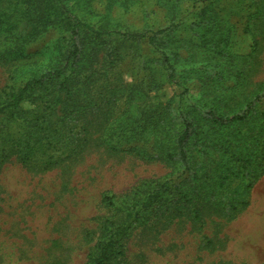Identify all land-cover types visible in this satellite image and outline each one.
<instances>
[{"label":"rangeland","instance_id":"374dc122","mask_svg":"<svg viewBox=\"0 0 264 264\" xmlns=\"http://www.w3.org/2000/svg\"><path fill=\"white\" fill-rule=\"evenodd\" d=\"M64 1L96 27H173L159 47L120 35L80 44L71 64L73 89L82 90L73 102L88 103L90 132L76 157H68L78 142L69 130L84 124L59 111L69 98L55 110L28 100L22 109L31 114L0 115V264H84L102 219L126 218L127 201L137 198L126 264H264V0ZM25 14L17 0H0V105L35 76L63 68L73 49L60 24L26 41L36 14ZM52 77L35 96L55 100ZM257 96L247 121L222 124L221 114L240 115ZM120 121L139 145L154 155L163 146L172 157L110 151L101 132ZM189 121L183 161L176 133ZM164 181L170 190L158 188ZM106 193L117 195L115 206L103 203Z\"/></svg>","mask_w":264,"mask_h":264},{"label":"trees","instance_id":"16d2710c","mask_svg":"<svg viewBox=\"0 0 264 264\" xmlns=\"http://www.w3.org/2000/svg\"><path fill=\"white\" fill-rule=\"evenodd\" d=\"M18 4H22L25 6L26 16H32L33 18V16H35L36 14L31 31L24 35L26 41L29 37L35 38L39 36L41 31L46 29L48 25L53 23L60 24L63 25L65 30L71 35L70 40L72 42L73 49L69 51V55L67 56V63L63 68H55L52 71H49L42 75H37L29 80L25 84V86L20 88L18 91H12L9 94V97L5 100V103L0 105V115L6 112L31 114L30 110L24 111L22 109L23 103L28 100H30L33 104L38 105V107L45 105V109L47 108V106H49V109L55 110L58 104L65 103L63 101L64 97L69 98L68 100L71 102L69 105V109H66L65 107L63 108V105H61L59 107V111L64 112L65 120H68L69 117H72V120H79L84 124L79 130L75 132H73L74 127L69 130V132H72V137L76 138L78 142L75 144L76 141H73L71 137L74 146L69 148L70 153L68 154V157H76V155L82 153L84 148L86 147V145L81 141L86 142L85 135L89 134L90 132L88 124H86L88 120L86 114L89 110L88 103L84 104L81 99H79L76 104H74L73 102L75 100V97L78 96V94L80 95L82 89H73L72 84L76 81L75 75L79 76V74L77 72L75 74L74 62L71 64V59L73 58L74 61H78L77 59H79L83 51L81 45H85L86 43L93 45L95 42H104L105 37L111 38L114 35H120L126 40L136 42L146 41L150 45L156 47L160 42L159 37L161 35H164L167 30H169L168 28H170L172 25L168 28L158 29L157 31H131L130 29L118 30L107 26L96 27V25L94 24L85 22L75 14H72V11L64 0H17V5ZM30 10L33 11L29 12ZM34 10H36V12L32 14ZM27 13L30 14V16L27 15ZM164 57L165 65L167 67H172L170 58L166 53H164ZM69 65H71L70 68ZM68 70L69 73H67ZM49 75L53 76L49 81L57 84L54 85V88L56 87V92L58 93L57 97H55V100H44L43 96L34 95L38 91L47 89V82L45 81V78ZM61 76H63L62 79ZM169 77L170 79H173L174 73H170ZM121 90V88L118 89V91ZM134 92H137L135 91V87H131V93ZM138 93L139 92H137V94ZM259 100V96L255 97V99L249 103L246 110L240 115L235 114L231 117H224L221 114L219 116V119L222 120V124L245 122L250 118L254 106L259 102ZM211 114L216 115V112L213 111L211 112ZM42 116H44V113H42ZM37 121L39 122L40 118H38ZM120 122L121 123L116 126H106L105 129L101 132L103 143L110 151L129 152L134 153L140 157L150 159H169L172 157L171 153H168L166 149L163 148V146H161L160 151L157 153V155L152 154L145 146H141L137 143L139 142V140L137 139V133L133 132V129H130L129 126H124V122ZM192 125L193 122L189 121L183 131H181L180 133H176L177 137L175 140V149L179 150L180 157L183 161L187 160L186 145L187 141L191 137L190 130L192 128ZM64 137L65 130L64 126L62 125L61 128H56V134L54 138L57 143L56 146L60 147V142ZM36 142L40 143L43 141L37 140ZM40 145L42 147L43 145L45 146V144L42 143ZM27 146L30 150H32L29 142L27 143ZM35 146L37 145L35 144L34 147ZM31 152L22 156L23 162H28L30 160ZM168 184V181H164L163 183L159 184L158 188H164L168 191L170 190V186ZM117 198L118 197L115 194L106 193L103 196V203L107 206H115ZM139 202L140 201L138 198L135 200L133 199L132 201H127L126 209H128V215L126 218L118 221L108 217L102 219L100 227V238L99 240H97V243L90 251L88 259L84 264H126L124 260L126 252L124 239L129 234L131 225L138 219L140 215V209H138V207L140 206ZM145 206L148 208V205Z\"/></svg>","mask_w":264,"mask_h":264}]
</instances>
